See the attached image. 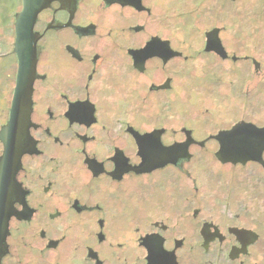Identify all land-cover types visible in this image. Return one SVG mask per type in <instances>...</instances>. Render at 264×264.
<instances>
[{
  "label": "flooded vegetation",
  "instance_id": "obj_1",
  "mask_svg": "<svg viewBox=\"0 0 264 264\" xmlns=\"http://www.w3.org/2000/svg\"><path fill=\"white\" fill-rule=\"evenodd\" d=\"M235 1H44L23 45L30 123L0 264H264V164L222 163L211 137L239 122L262 128L264 117L202 135L189 117L208 98L223 101L224 62L264 76L224 40ZM22 9L23 0H0V130ZM155 130L164 146L187 131L196 143L174 162L145 164L157 155L146 158L137 139Z\"/></svg>",
  "mask_w": 264,
  "mask_h": 264
},
{
  "label": "water",
  "instance_id": "obj_2",
  "mask_svg": "<svg viewBox=\"0 0 264 264\" xmlns=\"http://www.w3.org/2000/svg\"><path fill=\"white\" fill-rule=\"evenodd\" d=\"M44 1L23 0V9L17 15L15 23L16 52L20 58V65L11 115L0 130V140L4 146L0 156V238L2 239L8 232L9 219L14 212V196L19 190L15 175L25 151L22 141L26 140L30 123L32 80L29 72L33 67L26 66L25 59L30 49L24 48L23 45L32 34L34 19L45 5ZM222 22L226 25L223 36L230 50H235V54H251L264 67V0H236L234 11L231 5L224 8ZM210 34L214 33H208ZM234 41L235 49H233ZM210 42L209 39L207 45ZM225 55L224 51L223 56ZM195 66L201 68L202 60L197 61ZM221 67L225 94L223 101L208 98L204 105L191 107L189 117L199 135L211 133L240 118L264 117V76H254L252 70H249L252 67L250 62H224ZM184 120L185 118L177 113L175 125L182 124ZM160 133L155 130L137 139L138 148L144 150L146 158L151 157L152 154L157 155L156 158L145 159V164L162 165L174 162L175 157L188 156V147L196 143L187 131L185 141L164 146L159 138ZM211 137L219 143L215 156L222 163L245 164L248 161H258L264 164L262 160L264 127L258 128L252 123L239 122L231 129L220 131ZM198 143L202 145L203 142ZM207 145L211 147L214 143L210 141ZM193 151L198 157L199 151L197 149Z\"/></svg>",
  "mask_w": 264,
  "mask_h": 264
}]
</instances>
